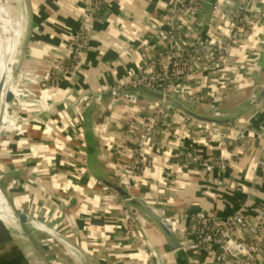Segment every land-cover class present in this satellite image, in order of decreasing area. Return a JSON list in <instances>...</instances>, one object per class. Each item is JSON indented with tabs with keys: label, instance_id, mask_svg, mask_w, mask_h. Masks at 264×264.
Masks as SVG:
<instances>
[{
	"label": "crops",
	"instance_id": "0c3cea01",
	"mask_svg": "<svg viewBox=\"0 0 264 264\" xmlns=\"http://www.w3.org/2000/svg\"><path fill=\"white\" fill-rule=\"evenodd\" d=\"M232 3L205 0L181 20L178 46L189 48L197 33L205 41L226 37ZM251 8L264 12V0ZM82 16L79 0H0L6 91L14 94L6 113L0 107V264H208L213 249L173 246L191 241V216L225 220L243 209L264 226V106L241 112L264 87V29L232 58L197 61L196 72L170 88L174 105L130 99L108 89H128L153 70L151 61L168 47L162 34L173 27L165 0H105L100 18L87 23L89 43L76 68L41 88L37 83L67 58ZM162 108L142 153L150 165L133 171L137 140L127 123L143 125ZM194 151L225 162L229 189H207L201 166L185 158ZM125 211L139 238L127 234ZM251 264H264V253Z\"/></svg>",
	"mask_w": 264,
	"mask_h": 264
},
{
	"label": "built area",
	"instance_id": "2783aa9c",
	"mask_svg": "<svg viewBox=\"0 0 264 264\" xmlns=\"http://www.w3.org/2000/svg\"><path fill=\"white\" fill-rule=\"evenodd\" d=\"M79 1L83 6L80 30L71 39L67 58L56 62L42 80L37 83L41 88H53L61 75L73 71L78 64L81 53L88 46L90 36L87 23L89 20L100 18L105 0ZM260 1L233 0L232 5L225 9V20L230 29L226 37L205 41L197 33L194 35L189 48L181 49L177 44V27H180L179 24L184 18L197 14L205 0H165L168 20L173 28L162 34V40L168 44V47L164 53L158 54L157 59L166 58L167 63L162 65L157 63V59L151 61L154 69L149 72L143 71L138 78L129 83L127 88H144L168 95L173 85L180 84L181 81L196 72L197 61L203 60L206 64H213L218 62L219 57H234L236 55L235 50L245 48L255 31L264 29V12L260 8H251L254 2ZM260 45L264 48V39L260 41ZM156 65L160 66L155 69ZM122 89L123 86L115 85L110 87L108 92L116 96ZM25 92L29 91L17 89L16 93L22 96ZM29 93L33 94L32 92ZM93 100H95L94 96H90L85 103V108ZM260 102L264 106V99ZM2 105L6 113L7 103L4 102ZM165 109H160L156 116H153L143 125L136 121L127 123V133L137 140L136 148L131 152L133 157L131 169L133 171L137 172L150 165V161L143 158L144 145L147 138L155 132L160 123V115L165 114ZM240 137L241 139L245 138V133L242 132ZM185 158L188 163H196L201 166L207 189L227 190L230 188V184L223 176L224 161L202 160L196 151L186 155ZM215 172H218L216 176ZM125 215L129 220L127 234L132 238H139L136 234V220L128 211H125ZM188 234L191 241L181 244L177 250L189 252L206 248L213 249L214 254L208 264H251L256 255L261 252L264 253V226L243 209L225 220H220L214 216H191Z\"/></svg>",
	"mask_w": 264,
	"mask_h": 264
},
{
	"label": "water",
	"instance_id": "95a60500",
	"mask_svg": "<svg viewBox=\"0 0 264 264\" xmlns=\"http://www.w3.org/2000/svg\"><path fill=\"white\" fill-rule=\"evenodd\" d=\"M261 72H264V68H261ZM5 90V74L1 76L0 78V107L2 105L3 102L9 104L13 101L14 99V94L12 91H6L4 93ZM4 93V96H3ZM131 94L132 96L130 97V99L133 98H137V97H145L147 100L149 99H156L159 101H164L165 103H168L170 105H174L173 100L169 97V95H164L161 94L159 92H155L149 89H144V88H128V89H123L120 90L116 96H125ZM262 99H264V87L262 89L261 92L255 91L254 95L250 98L249 103L247 104L246 107H244L243 109H241V112H245L247 110V108L251 105H255L256 103L260 102ZM188 111V110H186ZM215 114L218 116L219 110H214ZM113 188L119 192L122 196L126 197L127 199H129L130 201H133V198H131L130 196H128V194L119 186L113 185ZM149 215V217L153 218V215L151 212L148 211L147 213ZM20 220L21 222H25L26 218L24 215L20 216ZM158 224L160 226L163 227L164 231L166 232V234H168V236L170 238H172V234L169 232L170 227L166 225V223L164 221L160 222L158 221ZM173 246L175 248H178L179 245L177 244V242H173Z\"/></svg>",
	"mask_w": 264,
	"mask_h": 264
},
{
	"label": "bare ground",
	"instance_id": "6f19581e",
	"mask_svg": "<svg viewBox=\"0 0 264 264\" xmlns=\"http://www.w3.org/2000/svg\"><path fill=\"white\" fill-rule=\"evenodd\" d=\"M2 47V48H1ZM4 43H3V38L1 35V31H0V78L2 75L6 74L7 72V64L4 61ZM6 92V88L4 90V93ZM3 93V96H4Z\"/></svg>",
	"mask_w": 264,
	"mask_h": 264
},
{
	"label": "rangeland",
	"instance_id": "374dc122",
	"mask_svg": "<svg viewBox=\"0 0 264 264\" xmlns=\"http://www.w3.org/2000/svg\"><path fill=\"white\" fill-rule=\"evenodd\" d=\"M6 5V4H5ZM17 24V23H16ZM5 86H6V89H8V87L10 86V84H9V82H5ZM4 103V102H3ZM2 112H4V107H3V105H2V107H1V113Z\"/></svg>",
	"mask_w": 264,
	"mask_h": 264
}]
</instances>
